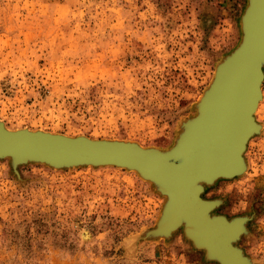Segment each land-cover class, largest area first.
Wrapping results in <instances>:
<instances>
[{
  "label": "rangeland",
  "instance_id": "rangeland-1",
  "mask_svg": "<svg viewBox=\"0 0 264 264\" xmlns=\"http://www.w3.org/2000/svg\"><path fill=\"white\" fill-rule=\"evenodd\" d=\"M247 0H0V122L170 149L215 66L239 43ZM264 73V69H263ZM261 126L239 177L206 186L212 211L246 216L237 245L264 264ZM162 196L114 166L0 160V264H218L181 230L151 236Z\"/></svg>",
  "mask_w": 264,
  "mask_h": 264
},
{
  "label": "water",
  "instance_id": "water-1",
  "mask_svg": "<svg viewBox=\"0 0 264 264\" xmlns=\"http://www.w3.org/2000/svg\"><path fill=\"white\" fill-rule=\"evenodd\" d=\"M260 3L263 5L264 0H247V5L240 18L241 37L238 45L215 66L208 87L195 104V116L181 122L180 132L170 149L165 151L156 148L141 149L140 145L129 141L90 140L85 136L68 138L61 134L42 133L44 131H26L28 129L7 132L3 129L4 124L0 122V160L8 159L10 167L16 175L18 174V167L27 164H43L53 169L114 166L133 170L142 179L150 182L161 195H166L167 200L171 192H169V187L163 176L153 174L143 159L159 156L164 162L175 167L179 161L184 163L186 154L189 158L193 157L195 163L192 167L197 173V182L201 181L200 191H204L206 186H210L218 180L241 176L246 168L243 157L246 142L251 135L253 137L259 133V124H257V131H253L251 125L253 124L252 112L260 96V82L264 75V18L258 14ZM224 98L226 101L222 103ZM212 102H216L214 107L215 124L210 126L206 136L204 135L205 140L202 149H199V145L190 149L191 124L201 118V110L204 109L205 105ZM237 102L239 104L235 105ZM219 107L221 114L218 111ZM224 107L227 108V115L222 119L224 120L229 116V120L232 119L233 124L228 126L227 123L225 127H221L222 125L218 124L217 114L220 117L223 116ZM237 116L245 121L246 126L240 135H237V138L232 139ZM224 128L227 129L223 130ZM225 132L229 135H224ZM230 140L234 141L233 162L222 161L220 157H215L216 148L221 142L224 144L223 146H228ZM204 149L206 152L203 153ZM183 154H185V158ZM167 200L163 204L161 214L166 211ZM161 222L159 218L156 228L150 234L156 236L158 231L167 232L161 227ZM185 223L183 225L184 232H182L185 238H189ZM195 243L196 241L191 242L195 249L203 250L199 244ZM237 250L246 257L242 249L237 248Z\"/></svg>",
  "mask_w": 264,
  "mask_h": 264
},
{
  "label": "bare ground",
  "instance_id": "bare-ground-1",
  "mask_svg": "<svg viewBox=\"0 0 264 264\" xmlns=\"http://www.w3.org/2000/svg\"><path fill=\"white\" fill-rule=\"evenodd\" d=\"M258 14L261 15V18H264V4H259ZM256 27V26H255ZM264 69V68H263ZM264 74V73H263ZM264 77V75H263ZM260 82V96L258 97L256 106L254 111L252 112L253 116V124L251 125L254 129L253 131H257V122L255 121L254 114L258 109L259 103L262 99V80ZM228 88V86H226ZM226 99L222 100V103L225 102ZM216 103V102H215ZM215 103H210L204 106V109L201 110V118L196 121L192 125V132L190 133L191 137V145L190 149L194 146L202 149L204 145V140L207 131L215 124V114L214 107ZM221 103V104H222ZM239 103H235L238 105ZM227 108L224 107L222 111L223 116H219L217 114V118L219 119L218 124L222 125L221 127H225L228 123V126L233 124L232 119L229 120V116L222 119L226 113ZM219 114H221L220 107L218 109ZM241 116V115H240ZM237 116L235 129L233 131L232 139L237 138V135H240V132L245 128V121ZM3 127V126H1ZM259 125V129H260ZM3 129L7 132H15L14 130H9L5 127ZM224 128L223 130H226ZM29 132H42V131H33L26 130ZM47 133L50 135H57L55 133ZM231 134V132H230ZM205 135V136H204ZM224 135H229V133L225 132ZM64 136V135H63ZM68 138H73L71 136H66ZM87 138V137H86ZM252 138V135L248 138L247 142ZM89 139V138H88ZM92 140V139H90ZM246 142V143H247ZM126 143V142H124ZM233 140L229 141L228 146H223L221 144L216 148V156L220 157L222 161L233 162L234 153H233ZM131 144V143H130ZM247 145V144H246ZM141 149H145L140 147ZM245 151V150H244ZM206 152L205 149L203 153ZM185 158V154H183ZM238 157V156H237ZM182 158V156H181ZM178 159V158H177ZM143 161L148 165L150 171L153 174H161L164 178V181L169 187V198L167 200L166 195H162L167 200V207L164 214L160 213V220L162 221V228L166 230V233H162L158 231L156 236L151 234V236L155 237H170L174 232L181 230L184 232V222L186 225L188 241L192 243L196 241L195 244H199L204 252V256L206 260L216 261L219 264H251L252 261L247 257H244L237 250L238 238H240L245 232L246 227L245 222L248 220L246 216L237 217L232 219L222 218V215L213 214V209L218 206L220 203L219 200H206L202 197V193L204 191H200L201 181L197 182V173H195V169L192 167L195 163V159L186 154V158L184 163L179 161V165L174 167L168 162H164L159 156L145 158ZM245 161V160H244ZM175 163V162H173ZM181 163V164H180ZM171 165V166H170ZM246 170V168H245ZM244 170V171H245ZM133 171V170H132ZM165 203V202H164ZM162 211V210H161ZM215 216V217H214ZM158 218V219H159ZM186 231V230H185ZM168 234V235H166ZM239 235V236H238ZM238 236V237H237ZM238 239V240H237ZM207 252V253H206Z\"/></svg>",
  "mask_w": 264,
  "mask_h": 264
}]
</instances>
